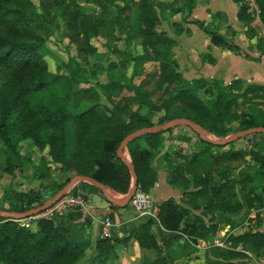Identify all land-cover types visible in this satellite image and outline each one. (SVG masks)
<instances>
[{
	"label": "trees",
	"instance_id": "obj_1",
	"mask_svg": "<svg viewBox=\"0 0 264 264\" xmlns=\"http://www.w3.org/2000/svg\"><path fill=\"white\" fill-rule=\"evenodd\" d=\"M79 1L82 0H70L73 6H69L65 0H41L38 6L35 0H0V140L7 147L6 172L13 174L23 170L25 162L31 160V152L21 153L22 146L16 140L28 139L35 148H48L52 158V162L45 157L40 159L35 169L37 179L52 181L57 170L63 174V180L53 182V196L77 174L90 176L118 193L127 194L133 175L118 157L117 150L124 138L138 129L187 118L223 139L240 130L264 127V85L243 89L239 80L234 81L233 86L218 80L204 81L205 92L211 97L209 100L192 90L194 82L185 79L178 70L173 52L175 39L161 30L163 9L170 7L174 12L181 11L175 7L176 2L94 0L100 12L89 14ZM184 1L191 10L194 0ZM235 1L240 6L239 18L254 30L251 25L254 15L248 11L245 0ZM256 1L264 24V0ZM59 18L78 39L82 36L79 49L83 53H99L92 42L95 38L105 37L109 48L111 37H116V41L123 40L126 48L116 45L113 48L119 62L113 61L107 68L111 69V65L118 68L120 75L115 74L108 82L99 83V90L90 84V76L75 57L61 62L58 71H51L45 47L59 26ZM193 23L205 29L202 21L193 20ZM173 25L179 32L185 29L182 23ZM205 30L214 44L241 52L238 44ZM133 45L141 50L134 53ZM149 62H158V71L147 72L145 64ZM62 70L66 72H60ZM142 76L144 78L136 82V78ZM151 78L155 79L157 89L168 94L161 105L154 102L152 93L146 88ZM125 91L128 94H124ZM102 95L108 100L112 97L118 100L110 108L103 105ZM244 100L250 107L242 114L244 120L240 126L232 129L227 125L228 118ZM161 111L163 113L156 118ZM174 129L144 134L128 144L126 151L135 166L141 193L148 195L155 187L159 175L155 160L162 151L157 146L163 147L167 140L165 133L171 135ZM194 133L205 143L204 149L184 153L171 146L163 154L162 163L171 159L173 152L182 161L167 171V181L183 192V200L171 197L163 201L157 218L150 216L139 224H132L128 237H99L95 254L83 261L91 243L73 235L75 224L71 220L84 218L88 221L89 217L79 210H71L73 213L68 216L40 219L36 228L0 216L4 220L0 224V264H116L113 260L118 258L117 244L131 238H135L140 249L148 253L143 264H175L178 259L197 252L194 244L199 239L218 234L229 245L211 247L206 264H235L247 257L241 248L264 258V231L257 229L263 223L264 184H261V176L248 171L250 167L264 169V149L259 148L257 139L248 146L235 148V141L216 145ZM258 135L264 137L263 133L251 136L256 138ZM168 138L179 143L193 140L184 133ZM142 139L151 141L153 147L143 145ZM247 156L251 159L247 160ZM53 163L58 165L55 169L50 166ZM234 164L238 178L234 176V180L229 178L220 184L213 183L215 168ZM78 188L87 198L85 192L91 190L104 197L99 188L88 182H79L73 190ZM44 197L41 189L18 191L11 187L0 207L25 212L44 204ZM109 203L115 209L122 208ZM252 210L257 212L255 218L249 217ZM237 216L239 220L235 219ZM253 220L256 229L243 225ZM224 225H231L234 230L228 236L220 234ZM159 237L167 247L166 254ZM178 237L182 239L177 249L170 252L169 245ZM151 255L154 260H150Z\"/></svg>",
	"mask_w": 264,
	"mask_h": 264
},
{
	"label": "crops",
	"instance_id": "obj_2",
	"mask_svg": "<svg viewBox=\"0 0 264 264\" xmlns=\"http://www.w3.org/2000/svg\"><path fill=\"white\" fill-rule=\"evenodd\" d=\"M160 1L167 4L176 2L175 7L181 10L174 12L170 7L163 9L161 30L167 32L170 37L175 39L176 44L173 52L178 61V70L185 79L194 82L196 93L202 98L206 94L205 86H203L205 84L204 81L218 80L226 86H233L234 81L239 80L243 89L250 85H264V43L258 33L261 26L264 25L262 19L258 20L254 17L251 23L254 30L249 29L246 22L239 18L240 6L235 0H194L191 10L188 9V5H185L186 2L184 0ZM193 20L202 21L205 29L222 35L225 39L238 44L241 47V52H235L223 44H214L211 35L204 28L193 23ZM176 22L184 25L185 29L182 32L176 30L173 25ZM186 134L192 136L193 140L190 143L195 145L198 151L205 148L204 142L198 141V138L196 139L192 134ZM258 139L264 141V137L262 136ZM250 142L252 144L253 140ZM181 144L185 148V144L188 143ZM244 146H248V143L245 142L241 147ZM160 164L162 167L160 170L157 166L159 175L155 187L148 195L138 192L137 197L128 204V206L131 205L129 212V209L126 210V207L119 209L111 207L107 200V204H102L99 207L93 206L96 219L89 217L88 221H84V218L71 220L75 224L73 226L75 227L73 235L76 236L78 231L82 230L85 239L94 245L95 248L97 239L100 237L99 221L104 216L108 215L114 221L121 223V227L115 232V238H124L130 235V226L133 223L139 224L143 216H145L144 214L151 213L157 217L159 206L163 201L171 197L180 201V198H183V192L174 188L167 181V171L165 169L167 164H162V161ZM36 181L38 189L47 186L45 180L36 179ZM89 193L96 194V191H89L88 197ZM114 193L119 198L125 195L116 191ZM99 194L101 195V193ZM70 213H73V211L66 212L65 216H68ZM262 217L263 223L257 229L264 231V209L262 210ZM235 219L239 220V216L235 217ZM94 222L98 226L95 235H92L89 229L94 226ZM252 222H254V225L250 226L256 229L255 221L253 220ZM248 223L246 221L243 225H249ZM227 229L234 231L231 225H224L222 231L224 232ZM119 243L123 247L120 250L118 249L116 264L118 262L120 264H136L135 262L141 251L137 240L131 238L127 241H119ZM243 264L249 263L244 262Z\"/></svg>",
	"mask_w": 264,
	"mask_h": 264
},
{
	"label": "rangeland",
	"instance_id": "obj_3",
	"mask_svg": "<svg viewBox=\"0 0 264 264\" xmlns=\"http://www.w3.org/2000/svg\"><path fill=\"white\" fill-rule=\"evenodd\" d=\"M48 1L53 2L54 0H48ZM56 1H60V0H56ZM65 1H66V3H68L69 6H73L72 4L69 3L70 0H65ZM35 2L38 6L41 5V0H35ZM79 3H80V6L83 7L84 11L89 13V14L100 12V8H99L98 4L96 2H94V0H82V1H79ZM58 23H59V26L56 28L55 32L51 35V37L49 38V40L46 44V47H45V52H47L46 58L48 60L49 68L51 71H53V72L58 71V66L61 62H68L71 57H75L82 64V66H84V68L87 71V74L90 76V78H91L90 84H93L98 89H99V86H98L99 83L102 84V83L108 82L110 80V77L115 76V74L117 76L120 75L118 68L112 67V65H111V69H107V68L109 67L111 62H113V61L119 62V59L116 57L115 53L113 52V48L115 45L118 47H121V48H126V44L124 43L123 40H117L116 41L115 40L116 37H111L110 41H109V44H110V48H109V46L107 44V39L105 37L95 38V39H92V42L95 46L98 47L99 53L95 54V55L83 53L79 49V47L82 45V36H80V38L78 39L74 35L73 32H71L69 29H66L65 25H64L65 24L64 20L62 18H59ZM119 34H118V36H119ZM120 36L123 37V34ZM131 50L134 53H137V51H140L141 48L138 49L135 45H133V46H131ZM158 68H159L158 62L157 63H154V62L150 63L149 62V63L145 64V70L147 72L158 71ZM60 72L65 73L66 70H62ZM128 74H130V71L128 72ZM142 78H144V77L142 76L140 78H136V82L139 83ZM89 85H87V86H89ZM146 88L152 93V99L154 100V102L157 105H161L164 100L166 101L168 94H166V93L163 94L162 90H159L156 88L154 78L149 79V82L146 84ZM192 90L194 92H196V87L193 88ZM124 94H128V93L125 91ZM203 98L205 100L211 99V97L207 94H205L203 96ZM117 100L118 99L115 97H112L111 100H108L105 95H102V102H103L104 106L112 108L113 102L117 101ZM247 102L248 101H246V100L242 101L239 108L237 110H235L234 114H232L228 118L227 125L230 126L232 129H236L237 127H239L241 122L244 120V116L242 114L246 110H248L250 107L249 102L248 103ZM84 107L85 106H82V108H84ZM146 110L147 109H144L143 111L146 112ZM161 113H163V111H161L160 113H157L155 115V117L157 118L158 115H160ZM181 133L192 134L193 136L196 137V139L198 138L197 139L198 141H200L199 137L194 133V131L190 127H188L186 125H179V126L175 127V129L173 130L171 135L169 133H165V135H164L167 137V139H169L171 141L170 147L174 146V148L177 149V151H179V152H188L189 153V152H193V151H198V148L195 145H192L191 143L185 144V148H184V147H182L181 143H179L175 140L172 141L170 138H168L170 136L172 138H174L176 135L181 134ZM208 136L213 138V139H222V138H219L218 136H216L215 134H212L210 132H208ZM259 137H261V136L258 135V138ZM253 139H256V138L255 137L253 138L251 135L246 136V138H241L240 139L241 141L240 140L235 141L234 147L240 148L242 146V144H244L245 142L250 143V141ZM16 140L22 146L21 153H23V154L25 153L27 155L28 152H31V160H27L25 162V164L23 165V170H16L13 174L6 172L4 170V167L7 164V153H6L7 147L0 140V202H2V203H4L5 193L11 187L15 190H18V191L19 190H28L30 188L38 189L39 187L36 185L37 177L35 176L36 165H38V163L40 162V159L42 157H45L47 160L52 162V158L49 155V149L48 148L45 150H40L38 148H35L32 145V141L28 140V139L25 140V139L20 138V140H19L18 138H16ZM258 141H259V148L264 149V141H262L260 139H258ZM141 142L143 145H145L147 147H150V148L153 147L151 141H148L146 139H142ZM170 147H169V149H170ZM163 148H164V146L163 147H161V145L157 146V149H159V150L160 149L162 150ZM263 152H264V150H263ZM175 155L176 154H174V152H173L171 154V159L166 160V161H164V163H162V164H165V163L167 164V166L165 168L166 171H168L170 168H172V166H175L176 164H179L182 162L181 159L176 158ZM126 156L130 160V154L128 151L126 152ZM162 160H163V155L160 152L158 154V156L156 157V160H155V164L158 166V168L160 170L162 167L160 162ZM50 166L52 167V169H55L58 165L53 163V164H50ZM234 168H236L235 164L234 165L220 166L219 168H215L213 183L214 184H220L229 178H231V180H234V176H236V178H238V171H234L233 170ZM248 171L250 173L256 174L257 177L261 176V178H262L261 184H264V169H262V171H260L257 167H250V169ZM259 172L261 174H259ZM62 175L63 174L60 170L55 171V173H54L55 178L53 177L52 181L51 180L46 181L47 186L42 187L41 190L44 193L45 197L43 200H45V202L52 199V197H53L52 192H53V188H54L53 182L56 179L57 180H63ZM85 193L88 194L87 191ZM115 196L118 197V195L116 193H115ZM88 198H89L90 203L94 207H99L102 204L108 203L107 200L99 194V192H96V194L89 193ZM180 199L183 200V198H180ZM130 206L126 207V210L129 209L128 212L131 210ZM132 214H134V213L132 212ZM150 216L151 215H147V217H150ZM155 218H157V217H155ZM14 221L17 222V220H14ZM20 221L23 222L24 220H20ZM95 221L97 222V220H95ZM96 222H94V226L89 229V231H90V233H92V235H95V232L97 231L98 225ZM30 224H32L31 226L33 228H36L35 220H33L32 222L30 221ZM248 224L253 226L254 222L248 223ZM75 237H77L79 239L86 240L84 232L82 230H79ZM184 238L187 240L189 239V237L186 235H184ZM180 239H182V238L178 237L177 240H174L171 242V244L169 245V251L170 252L177 249L176 247H178V245H179L178 242ZM205 243H206V240H205L204 244ZM122 247L123 246L121 243L117 244V247H116L117 252H118V249L120 250ZM173 248H175V249H173ZM196 248H197V252L194 253L191 257L178 259L175 264H192V263H194V264H206V255H207L208 250L211 247L207 248V249L198 248V247H196ZM241 250H243V249L241 248ZM95 252H96V250L94 248V245L91 244V246L87 250L86 257L83 258L82 260L84 261L87 258L92 257L95 254ZM147 254H148L147 252H144L141 250L139 257L137 258V261L135 263L136 264H143V258ZM198 256H200V257H198ZM201 256H204V257H201ZM254 256H256V255H254ZM248 257L249 256H247L244 259L235 261V264H243L244 262L247 261ZM257 258L264 261L263 257H257ZM146 259H149V257H146ZM152 259L154 260V255L150 256V260H152ZM113 263H116V260L115 261L113 260ZM118 264H120V263L118 262Z\"/></svg>",
	"mask_w": 264,
	"mask_h": 264
},
{
	"label": "water",
	"instance_id": "obj_4",
	"mask_svg": "<svg viewBox=\"0 0 264 264\" xmlns=\"http://www.w3.org/2000/svg\"><path fill=\"white\" fill-rule=\"evenodd\" d=\"M179 125H186L188 127H190L192 130H194L202 140L212 143V144H216V145H228L234 141H237L241 138H244L248 135H252V134H258V133H263L264 134V127H254V128H249V129H244V130H240L237 131L235 133H232L231 135L223 138V139H213L211 137L208 136V132L202 128L201 126L197 125L196 123H194L193 121H191L190 119L187 118H175L172 120H169L168 122L161 124V125H157L154 127H149V128H141L138 129L130 134H128L124 140L122 141V143L120 144L118 150H117V154L118 157L123 160V162H125L128 166V168L130 169L132 175H133V183L132 186L129 190V192L127 194H125L122 198H118L117 196L112 195L110 192L114 190L108 188L105 184L97 181L96 179L87 176V175H81V174H77L74 177L71 178V180L62 188L60 189L53 197L51 200L45 202L42 205L36 206L34 208H31L25 212H12V211H7L4 210L0 207V216L1 217H5L8 220H16V219H25L34 215H37L38 213L48 209L49 207H51L54 203H56L64 194H66L70 189H72L75 185H77L79 182H88L94 186H96L97 188H99L101 190V192L103 193L104 197L106 198V200H108L109 202L120 206V207H126L129 202L135 197L137 191H138V175L136 173L135 170V166L134 164L131 162V160H129L127 158V156L125 155L126 152V148L128 146V144L135 138L144 135V134H152V133H158L160 131L163 130H168L170 128H174L177 127ZM170 143L171 141L169 139H167L165 141V145L164 148L161 151V154L163 155L166 151H168L169 147H170ZM251 157L247 156V160H250ZM159 242L161 243V246L166 254L167 251V247L166 245L163 243V241L161 240V237H159ZM204 257V256H201ZM194 264V263H192Z\"/></svg>",
	"mask_w": 264,
	"mask_h": 264
},
{
	"label": "built area",
	"instance_id": "obj_5",
	"mask_svg": "<svg viewBox=\"0 0 264 264\" xmlns=\"http://www.w3.org/2000/svg\"><path fill=\"white\" fill-rule=\"evenodd\" d=\"M245 3L248 5V11L252 13L256 19L260 20L261 17H260V8L258 5V2L256 0H245ZM258 33H259V37L262 39L264 43V25L261 26ZM73 188L70 189L66 194H64L56 203H54L48 209L38 213L37 215L31 216L25 219H21V220H24L25 222L24 221L22 222L19 219H16L17 222H21V224L23 225L31 226L34 222L30 224V221L32 222L33 220H35V222L37 223V221H39L40 219H53L57 216H64L66 212L74 210V209L82 212L85 217L87 216L92 219H96L94 212H93L94 207L90 203L89 198L85 196L82 189L78 188L74 191ZM138 192H140L139 189L137 193ZM136 195L132 200H134L137 197ZM256 213H257L256 211H252L249 217L255 218ZM144 215L145 216H143V218H146L147 215L156 217V216H153L151 213L144 214ZM2 222H4V220L0 218V224ZM120 227H121V223L114 221L110 216L106 215L99 221L100 237L101 238H115V232ZM231 232L232 230L227 229L224 232L222 231L221 234L222 236L224 235L228 236ZM205 240H206V243L204 244ZM194 245L198 248L207 249V248L214 247V246L228 247L229 244L226 240L221 239V236L216 235L208 239H199L198 242L195 243ZM243 251L244 253L247 254V256H249L246 261L249 264H264L263 260H260L259 258L254 256L253 253H251L250 251L244 250V249Z\"/></svg>",
	"mask_w": 264,
	"mask_h": 264
},
{
	"label": "bare ground",
	"instance_id": "obj_6",
	"mask_svg": "<svg viewBox=\"0 0 264 264\" xmlns=\"http://www.w3.org/2000/svg\"><path fill=\"white\" fill-rule=\"evenodd\" d=\"M111 193V192H110ZM112 194V193H111ZM113 195V194H112Z\"/></svg>",
	"mask_w": 264,
	"mask_h": 264
}]
</instances>
